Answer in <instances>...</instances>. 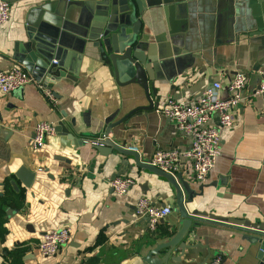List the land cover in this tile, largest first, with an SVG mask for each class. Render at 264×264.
Instances as JSON below:
<instances>
[{"label": "crops", "instance_id": "0c3cea01", "mask_svg": "<svg viewBox=\"0 0 264 264\" xmlns=\"http://www.w3.org/2000/svg\"><path fill=\"white\" fill-rule=\"evenodd\" d=\"M8 1L10 18L0 26V72L18 63L14 45L26 40L27 27L54 39L48 55L60 65L41 80L53 92L54 105L34 84L0 93V264H140L156 242L180 227V216L164 178L139 169L131 156L115 150L103 155L91 142L107 122L147 104L139 85L116 81L110 62L100 61L92 44L104 14L123 0ZM141 1L137 19L142 47L155 59L157 79L149 87L157 89L156 106L131 114L109 137L136 146L140 161L160 149H185L190 138L157 107L169 98L193 100L215 81L218 97L225 99L229 80L244 73L243 98L233 125L221 129V152L208 180L196 182L187 161L179 172L197 193L186 202L189 211L264 222V94L256 92L264 66V0ZM40 121L57 126L58 133L33 148ZM21 169L26 173L19 178ZM115 176H131L135 183L117 195L110 187ZM141 196L172 208L155 229L136 214ZM60 227L70 229L69 242L55 255L41 256L37 243ZM239 227L193 221L185 236L193 246L172 260L180 257L175 247L166 264H206L215 256L219 264H259L258 244Z\"/></svg>", "mask_w": 264, "mask_h": 264}, {"label": "water", "instance_id": "95a60500", "mask_svg": "<svg viewBox=\"0 0 264 264\" xmlns=\"http://www.w3.org/2000/svg\"><path fill=\"white\" fill-rule=\"evenodd\" d=\"M114 6L113 4L111 9H108L109 11L107 10V13L104 14V20H102V25L97 32L98 36L93 39L92 44L98 49L99 60L110 62L116 81L121 79L120 82L123 84L134 83L139 85L143 90L147 104L131 109L116 121L107 122L101 137L92 139L91 142L94 148L103 155L115 150L122 155L131 156L136 167L164 178L174 192L175 210L180 216L178 222L180 227L174 232L169 231L167 240L156 242L141 257L140 264H166L175 247L180 250V257L175 256L171 259H181L185 249L193 246L185 240L192 222L202 220H214V222H222V224L231 223L242 226L239 228L253 235V239L250 241L258 244L257 258L259 264H264V222L253 223L245 219L219 217L197 209L189 211L186 202L192 203L197 193L191 188L190 182L183 178L181 172L167 173L146 161H140L138 152L117 144L109 137L112 128L125 121L131 114L139 111L145 113L151 111L156 106L152 95L157 93L154 86L149 87V81L152 82L157 79L154 70H152L155 59L142 47L143 35L140 33V21L137 19V14L143 9L142 1L123 0ZM26 29V40L15 43L12 59L21 64L36 80L47 81L49 75L60 65L57 59L54 60L48 55L53 45L51 40L54 39L47 38L42 34H34V28L27 27ZM259 66L260 63L256 64L253 70L257 71ZM55 130L58 133L57 126H55ZM24 173H26L25 170L21 169L16 176L21 178ZM29 182V179L24 180L25 185H29ZM199 189L201 190L202 187ZM162 249H166L163 255L160 254Z\"/></svg>", "mask_w": 264, "mask_h": 264}, {"label": "built area", "instance_id": "2783aa9c", "mask_svg": "<svg viewBox=\"0 0 264 264\" xmlns=\"http://www.w3.org/2000/svg\"><path fill=\"white\" fill-rule=\"evenodd\" d=\"M10 2L0 0V26L10 18ZM260 81L257 93H264V66L258 71ZM247 77L237 72L227 87L228 96L221 99L217 95L220 83L215 81L201 91L193 100L169 98L158 110L171 120L177 131L190 138V145L185 149L167 148L155 151L146 161L159 169L175 174L180 165L187 161L191 167L192 178L199 183L208 180L210 171L221 152V129L231 127L235 121V108L243 98ZM26 84H34L42 96L54 105L56 99L53 92L45 87L41 80H36L25 68L13 63L6 71L0 72V93L9 94ZM56 134L55 126L46 121L36 123L30 140L33 148L40 147L45 138ZM127 149L137 151V147L129 145ZM131 176H115L110 181L112 191L117 195L126 194L134 185ZM136 214L147 220L151 229H155L160 219L166 217L172 208L170 205H156L141 196L136 201ZM68 227H60L46 232L37 243L36 249L41 256L55 255L59 248L70 240ZM220 257L215 256L206 264H219Z\"/></svg>", "mask_w": 264, "mask_h": 264}]
</instances>
